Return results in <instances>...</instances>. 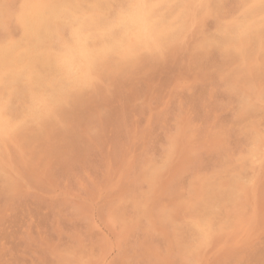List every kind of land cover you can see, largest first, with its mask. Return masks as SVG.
I'll return each instance as SVG.
<instances>
[{
  "label": "rangeland",
  "instance_id": "obj_1",
  "mask_svg": "<svg viewBox=\"0 0 264 264\" xmlns=\"http://www.w3.org/2000/svg\"><path fill=\"white\" fill-rule=\"evenodd\" d=\"M1 1L3 4L0 3V43L18 36L19 27L15 20V12L19 10L23 0ZM195 1L190 0L189 4H184L186 12L184 11L183 15L182 30L184 32L180 33L181 37L177 34L178 37L174 36L176 38L173 37L162 44L158 52H145L146 54L140 52L136 58L138 61L134 59L126 65H108V70L105 67L104 70L94 75L90 83L92 85L84 87V92L83 89L78 92L76 90L68 100L55 104L57 106L53 105L49 112L39 114L41 119L22 122L20 126L18 125L19 127L8 131L7 135L0 140V170L2 171H0V264H264V87H262L264 86L262 64L264 63L262 58L264 57V52H262L264 50L262 49L264 48L262 44L264 42V2L254 0ZM197 4L198 6L200 4L201 9L203 7V12L199 7L197 8ZM192 5L195 7L193 8ZM206 5L207 8L204 9ZM6 12L13 17L7 16ZM197 12H200V15ZM217 12L220 16L216 14ZM233 19L244 26L245 36L244 39L241 37L237 39L238 42L236 38L231 39V44V41L230 43L223 41L222 28L226 24L233 23ZM258 20L262 21L259 23ZM214 22L217 24H213ZM189 28L190 31L187 30ZM12 32L15 34H10ZM207 40H210V43ZM168 47L172 51H169ZM256 48L259 49L256 51ZM256 52H259L258 55ZM250 55H256L259 59ZM140 56H143V59ZM155 58L157 63L154 61ZM134 61L136 63L133 65ZM143 65H145L144 68ZM233 65L238 66L237 69ZM251 65L254 67L252 68ZM232 67L236 70H232ZM194 72L198 78L193 74ZM227 82L231 83L230 86H227ZM247 83L249 86L246 85ZM120 86L123 87L120 88ZM92 91L96 96L91 93ZM78 93L80 94L77 96ZM96 99L97 102H95ZM72 100L73 103L70 104ZM12 105H15L14 108L16 105L19 106V103L13 102ZM64 106H67L66 109ZM69 106L72 107L70 109L73 113L68 109ZM58 114L61 118L66 114V118L61 119ZM43 117H46L47 121ZM74 117L78 120H74ZM19 130L21 133L18 132ZM237 130L243 131L240 133ZM220 140L223 142L221 147ZM253 152L257 154V157ZM9 162L14 165H10ZM228 170L231 174L224 173H229ZM4 173H7V176ZM152 173L157 175L153 176ZM144 176L145 178L148 176L149 179L146 178V181ZM219 176L221 178H218ZM200 179L203 180L200 181ZM197 180L202 182V185ZM190 181L192 182L189 183ZM238 185L246 187L242 188ZM238 187L241 190H236ZM140 191L143 193H139ZM187 191L190 192L187 193ZM139 194L141 196L146 194L145 198ZM139 201L141 202L138 203ZM206 201H210L213 207L206 204ZM184 204L187 205L186 209H184L186 207ZM139 207L143 210L141 211ZM147 207L149 208L146 209ZM159 207H161V212L157 210ZM186 211L187 214H185ZM207 211L210 212L211 217L210 229L207 230V236L202 237L197 231H192L190 225L196 218L195 216ZM173 214L176 218L174 216L171 218L170 215ZM119 215L121 218L124 215V219H121ZM109 217L110 219L113 217L112 221L108 219ZM235 217L237 220L234 219ZM168 219L176 220V223L173 221L172 225ZM124 223L128 224V226L125 225L127 228L123 227ZM223 231L226 232L223 233ZM175 234H179L177 238ZM179 236L180 239H178ZM210 240H214L215 244ZM226 240L231 242H226ZM181 250L187 256L183 255ZM253 252L254 255H252Z\"/></svg>",
  "mask_w": 264,
  "mask_h": 264
},
{
  "label": "bare ground",
  "instance_id": "obj_2",
  "mask_svg": "<svg viewBox=\"0 0 264 264\" xmlns=\"http://www.w3.org/2000/svg\"><path fill=\"white\" fill-rule=\"evenodd\" d=\"M4 1V0H3ZM15 1V0H13ZM195 1V0H194ZM201 1V0H199ZM208 1V0H207ZM213 1V0H212ZM215 1V0H214ZM223 1V0H222ZM221 1V3H222ZM241 1V0H240ZM243 1V0H242ZM255 2H261L263 3L264 0H254ZM196 2V1H195ZM194 2V3H195ZM198 2V1H197ZM203 2V1H202ZM201 2V3H202ZM206 2V1H204ZM217 2V1H215ZM214 2V3H215ZM220 2V1H219ZM226 2V1H225ZM233 2V1H232ZM2 3V1L0 2ZM12 3V2H11ZM189 4L190 0H23V2L19 5L20 8L19 10L17 8L18 11L15 12L16 13V23H18L19 27V33L18 36L16 34V38L12 37V38H8L6 41L3 40V42L1 41L0 43V140L3 138V136L7 135L8 131L14 130L19 124L21 125L22 122H25L30 119H32L34 121H36V119L40 118L39 114H44L43 112H49L50 109L53 107V105L64 102L66 100H68L70 98V96L73 94V92H75L77 90L83 89L84 87L88 86L89 84L93 81L94 75L96 73H99V71L104 70V68L106 67V70H108L107 66L108 65H126L127 63L133 61L134 59L137 58L138 54L140 52H144V54H146L145 52H154L157 51L158 49L161 48L162 44H165L167 41H169L171 38H173L174 36H176L177 34H179L178 36H180V33L183 31L182 27H183V21H184V11H185V5L184 4ZM192 3V2H191ZM207 3V2H206ZM3 4V3H2ZM1 4V5H2ZM9 4V3H8ZM203 4V3H202ZM201 4V5H202ZM208 4V3H207ZM226 4V3H225ZM239 4V2H238ZM248 4V2H247ZM13 5V3H12ZM15 5V4H14ZM194 5V4H193ZM192 5V6H193ZM205 5V4H203ZM209 5V4H208ZM212 5V4H211ZM210 5V6H211ZM219 5V4H218ZM235 5V4H232ZM237 5V4H236ZM8 6V5H6ZM200 6V4H199ZM197 4V8L199 7ZM209 6V8H211ZM213 6V5H212ZM216 7H218L217 5H215ZM213 6V7H215ZM227 6V4H226ZM225 6V7H226ZM230 6V5H229ZM247 6V5H244ZM13 7V6H12ZM190 7V6H189ZM195 6H193L194 8ZM212 7V8H213ZM222 7V6H220ZM228 7V6H227ZM237 7V6H236ZM3 8V7H2ZM8 8V7H7ZM10 8V7H9ZM196 8V9H197ZM207 8L204 7V9ZM211 8V9H212ZM219 8V7H218ZM217 8V10H218ZM224 8V7H223ZM230 8V7H229ZM245 8V7H244ZM12 9V8H11ZM187 9V8H186ZM199 9H201L199 7ZM203 9V7H202ZM201 9V12H203ZM225 9V8H224ZM1 10V9H0ZM3 10V9H2ZM14 10V8H13ZM191 10L193 11L192 7ZM214 10V8H213ZM216 10V9H215ZM6 11V10H4ZM3 11V12H4ZM8 11V10H7ZM188 11V10H187ZM198 11V10H197ZM200 11V10H199ZM209 12H211L210 10H208ZM233 11V10H232ZM186 12V11H185ZM215 11H213L214 13ZM234 12V11H233ZM264 12V11H263ZM5 13V12H4ZM3 13V14H4ZM9 13V12H8ZM11 13V12H10ZM192 13V12H191ZM198 14L200 12H197ZM196 13V14H197ZM212 13V12H211ZM225 13V12H224ZM237 13V12H235ZM240 13V12H238ZM243 13V12H242ZM2 14V13H1ZM7 14V12H6ZM5 14V15H6ZM194 14V12H193ZM195 14V15H196ZM217 15L218 12L216 13ZM215 14V16H216ZM227 14V13H226ZM255 14V13H254ZM261 14V13H260ZM15 15V14H14ZM200 15V14H199ZM198 15V16H199ZM211 15V14H210ZM233 15V14H231ZM230 15V16H231ZM235 15V14H234ZM233 15V16H234ZM245 15V14H244ZM3 16V15H2ZM7 16H10L9 14H7ZM213 16V14H212ZM220 16V15H219ZM228 16V15H227ZM237 16V15H236ZM257 16V15H255ZM13 17V16H10ZM191 17V16H190ZM224 17V16H223ZM240 17V16H239ZM238 17V18H239ZM246 17V16H245ZM197 18V17H196ZM205 18V17H204ZM213 18V17H212ZM215 18V17H214ZM258 18V17H257ZM13 19V18H12ZM210 19V18H209ZM237 19V18H236ZM251 19V18H250ZM208 20V19H206ZM234 22L231 24H226L224 25L222 28V35H223V41H231V39L234 40V38H236V40L241 37L242 39H244L245 36V31H244V26H241V22L235 21V19H233ZM238 20V19H237ZM249 20V19H247ZM196 21V20H195ZM194 21V22H195ZM215 21V20H214ZM262 21V20H261ZM260 21V22H261ZM9 22V21H8ZM193 22V21H192ZM217 22V19H216ZM216 22H214L213 24H215ZM248 22V21H247ZM259 22V20H258ZM259 22V23H260ZM207 23V22H206ZM217 24V23H216ZM219 24V23H218ZM249 24V23H248ZM251 24V23H250ZM14 25V24H13ZM9 26V25H7ZM15 26V27H16ZM191 26V24H190ZM208 26V25H207ZM216 26V25H215ZM220 26V25H217ZM256 26V25H255ZM193 27V26H192ZM200 27V26H199ZM209 27V26H208ZM246 27V26H245ZM258 27V25H257ZM256 27V28H257ZM13 28V27H11ZM191 28V27H190ZM190 28L187 29L190 31ZM18 29V28H17ZM185 29V28H184ZM204 29V27H203ZM210 29V28H209ZM11 30V29H10ZM13 30V29H12ZM192 30V29H191ZM3 31V30H2ZM15 31V30H14ZM13 31V32H14ZM18 31V30H17ZM16 31V32H17ZM221 31V30H219ZM10 33V34H13ZM184 32V31H183ZM200 32V31H199ZM255 32V31H254ZM9 33V32H8ZM250 33V32H248ZM253 33V32H252ZM1 34V33H0ZM4 34V33H3ZM15 34V33H14ZM13 34V35H14ZM200 34V33H199ZM197 35V34H196ZM214 35V34H213ZM1 36V35H0ZM8 36V34H7ZM176 36V37H178ZM187 36V35H186ZM191 36V35H190ZM174 37V38H176ZM181 37V36H180ZM210 37V36H209ZM192 38V37H191ZM212 38V37H211ZM2 39V38H1ZM4 39V38H3ZM190 39V38H189ZM201 39V38H200ZM198 39V40H200ZM206 39V38H205ZM237 40V42H238ZM181 41V40H180ZM189 41V40H188ZM187 41V42H188ZM208 41V40H207ZM210 41V40H209ZM208 41V43H210ZM243 42V41H242ZM170 43V42H169ZM178 43V42H177ZM180 43V42H179ZM227 43V42H226ZM236 43V42H234ZM241 43V42H240ZM247 43V42H244ZM243 43V44H244ZM171 44V43H170ZM191 44V43H190ZM225 44V43H223ZM221 44V46L223 45ZM232 44V41H231ZM239 44V43H238ZM242 44V45H243ZM248 44V43H247ZM258 44V43H257ZM262 44H264V42H262ZM184 45V44H183ZM209 45V44H208ZM226 45V44H225ZM246 45V44H245ZM168 46V45H166ZM165 46V47H166ZM176 46V45H175ZM227 46V45H226ZM233 46V45H232ZM238 46V45H236ZM263 46V45H262ZM171 47V46H169ZM168 47V49H169ZM173 47V46H172ZM199 47V46H198ZM209 47V46H208ZM231 47V46H229ZM228 47V49H230ZM264 47V46H263ZM227 47H225L226 49ZM236 48V47H234ZM167 49V48H166ZM180 49V48H179ZM178 49V50H179ZM187 49V48H186ZM227 49V50H228ZM241 49V48H240ZM259 48H256V51ZM261 49V48H260ZM264 49V48H262ZM163 50V49H162ZM185 50V49H184ZM190 50V49H189ZM194 50V49H193ZM199 50V49H198ZM218 50V49H217ZM159 51V50H158ZM157 51V52H158ZM169 51H172L169 49ZM168 51V52H169ZM237 51V50H236ZM239 51V50H238ZM237 51V52H238ZM244 51V49L242 50ZM259 51V50H258ZM262 51V50H260ZM178 52V51H176ZM207 52V51H206ZM213 52V51H212ZM220 52V51H219ZM230 52V51H229ZM240 52V51H239ZM264 52V50L262 51ZM184 53V51L182 52ZM235 53V52H234ZM257 53V52H256ZM255 53V54H256ZM259 53V52H258ZM257 53V55H258ZM178 54V53H177ZM261 54V53H260ZM143 55V54H142ZM158 55V54H157ZM169 55H171L169 53ZM175 55V53H174ZM184 55V54H183ZM221 55V54H220ZM241 55V54H240ZM254 55V54H253ZM146 56V55H145ZM148 56V55H147ZM151 56V55H150ZM153 56V55H152ZM159 56V55H158ZM166 56V54H165ZM168 56V54H167ZM177 56V55H176ZM190 55H188L189 57ZM237 56V55H236ZM243 56V55H242ZM251 56V55H250ZM256 56V55H255ZM255 56H251V57H255ZM262 56V55H261ZM260 56V58H261ZM141 57V56H140ZM143 57V56H142ZM141 57V59H143ZM149 57V56H148ZM156 57V56H154ZM170 57V56H169ZM198 57V55H197ZM223 57V55H222ZM249 57V56H248ZM247 57V58H248ZM257 57V56H256ZM150 58V57H149ZM174 58V57H173ZM239 58V57H238ZM258 58V57H257ZM264 60V57H262ZM232 59V58H231ZM259 59V58H258ZM137 60V59H136ZM156 60V58L154 59V61ZM215 60V59H214ZM250 60V59H249ZM257 60V59H256ZM138 61V60H137ZM142 61V60H141ZM159 61V60H158ZM161 61V60H160ZM242 61V60H241ZM253 61V60H252ZM260 61V60H259ZM262 61V60H261ZM143 62V61H142ZM147 62V61H146ZM150 62V61H149ZM156 62V61H155ZM200 62V61H199ZM212 62V60H211ZM258 62V60L256 61ZM255 62V63H256ZM133 63V62H132ZM136 62L134 61L133 65ZM144 63V62H143ZM152 63V62H151ZM157 63V62H156ZM201 63V62H200ZM140 64V63H139ZM138 64V65H139ZM145 64V63H144ZM190 64V63H189ZM242 64V62L240 63ZM244 64V63H243ZM250 64V63H249ZM252 64V63H251ZM257 64V63H256ZM263 67H264V63ZM197 65V64H196ZM225 65V64H224ZM253 65V64H252ZM251 65V66H252ZM258 65V64H257ZM130 66V65H129ZM140 66H142L140 64ZM139 66V67H140ZM145 65H143L144 68ZM152 66V65H150ZM234 66V65H233ZM242 65H240L241 67ZM259 66V65H258ZM122 67V66H121ZM136 67V66H135ZM138 67V66H137ZM136 67V68H137ZM225 67V66H224ZM229 67V66H228ZM227 67V69H228ZM235 68L238 66H234ZM246 67V65H245ZM254 66H252L253 68ZM256 67V66H255ZM130 68V67H129ZM135 68V69H136ZM151 68V67H150ZM149 68V69H150ZM196 68V67H195ZM199 68V67H198ZM201 68V67H200ZM232 67V70L235 69ZM119 69V68H118ZM121 69V68H120ZM128 69V68H127ZM211 69V68H210ZM213 69V68H212ZM230 69V68H229ZM237 69V68H236ZM235 69V70H236ZM240 69V68H239ZM244 69V68H243ZM255 69V68H254ZM262 69V68H261ZM113 70V69H112ZM115 70V69H114ZM131 70V69H129ZM133 70V69H132ZM138 70V69H137ZM146 70V68H145ZM195 70V69H194ZM234 70V71H235ZM245 70V69H244ZM246 70L248 71L247 67ZM257 70V69H256ZM109 71H111L109 69ZM118 71V70H117ZM127 71V70H125ZM124 71V72H125ZM139 71V70H138ZM144 71V69L142 70ZM197 71V70H196ZM201 71V70H200ZM204 70H202L203 72ZM222 71V70H221ZM238 71V70H237ZM263 71V70H262ZM131 72V71H130ZM133 72V71H132ZM140 72V71H139ZM198 72V71H197ZM239 72V71H238ZM249 72V71H248ZM258 72V71H257ZM104 73V72H103ZM112 73V72H111ZM114 73V72H113ZM116 73V72H115ZM114 73V74H115ZM226 73V72H225ZM230 73V72H229ZM245 73V72H244ZM260 73V72H259ZM107 74V73H106ZM117 74V73H116ZM115 74V75H116ZM122 74V73H121ZM120 74V75H121ZM138 74V73H137ZM135 74V76L137 75ZM180 74V73H179ZM194 75L195 72L193 73ZM222 74V73H221ZM239 74V73H238ZM243 74V73H242ZM256 74V72H255ZM101 75V73H100ZM105 75V74H104ZM117 75V76H120ZM182 75V74H181ZM204 75V74H203ZM209 75V74H208ZM259 77V74H257ZM261 75V74H260ZM263 75V74H262ZM116 76V77H117ZM122 76V75H121ZM218 76V75H217ZM226 76V74H225ZM242 76V75H240ZM103 77V76H102ZM105 77V76H104ZM109 77V76H107ZM113 77V75H112ZM133 77V76H132ZM232 77V75H231ZM234 77V74H233ZM243 77V76H242ZM241 77V79H242ZM256 77V75H255ZM254 77V78H255ZM264 77V76H263ZM125 78V77H124ZM193 78V77H192ZM198 78V75H197ZM201 78V77H200ZM215 78V77H214ZM105 79V78H104ZM116 79V78H115ZM119 79V78H118ZM126 79V78H125ZM194 79V78H193ZM202 79V78H201ZM217 79V78H216ZM221 79V78H220ZM240 79V80H241ZM244 79V78H243ZM123 80V79H122ZM127 80V79H126ZM223 80V78H222ZM239 80V79H238ZM239 80V81H240ZM263 80V78H262ZM95 81V80H94ZM125 81V80H123ZM122 81V82H123ZM202 81V80H201ZM215 81V79L213 80ZM243 81V80H242ZM241 81V82H242ZM115 82H117L115 80ZM135 82V81H134ZM197 82V81H195ZM233 82V81H232ZM251 82V81H250ZM258 82V81H257ZM95 83V82H94ZM114 83V82H113ZM130 83V82H129ZM199 83V82H198ZM239 83V82H236ZM246 83V82H245ZM263 83V82H262ZM98 84V82H97ZM117 84V83H116ZM210 84V83H209ZM228 84V82H227ZM231 84V83H230ZM230 84H228L227 86H230ZM235 84V83H233ZM241 84V83H239ZM92 85V84H90ZM99 85V84H98ZM101 85V84H100ZM105 85V84H104ZM108 85H110L108 83ZM121 85V84H119ZM204 85V83L202 84ZM201 85V86H202ZM214 85V84H213ZM244 85V84H243ZM248 85V83L246 84ZM96 86V85H95ZM117 86V85H115ZM206 86V85H205ZM249 86V85H248ZM97 87V86H96ZM99 87V86H98ZM105 87V86H104ZM112 87V86H111ZM123 86H120V88ZM203 87V86H202ZM217 87V86H216ZM246 87V86H245ZM256 87V85L254 86ZM258 87V86H257ZM264 87V86H262ZM261 87V88H262ZM207 88V87H206ZM218 88V87H217ZM224 88V87H223ZM228 90L229 87H227ZM236 88V87H235ZM249 88V87H246ZM86 89V88H85ZM238 89V88H237ZM236 89V90H237ZM91 90V89H90ZM99 90V89H98ZM219 90V88H218ZM226 90V89H225ZM244 90V88H243ZM251 90V89H250ZM85 90L83 89V92ZM97 91V89H96ZM220 91V90H219ZM224 91V89H223ZM247 91V90H246ZM261 91V89H260ZM241 92V91H239ZM256 92V91H255ZM93 93V91L91 92ZM105 93V92H102ZM109 93V90H108ZM80 93L77 94V96ZM85 94V93H84ZM94 94V93H93ZM92 94V95H93ZM107 94V93H106ZM239 94V93H238ZM248 94V93H246ZM100 95V94H98ZM253 95V94H252ZM81 96V95H80ZM88 96V95H87ZM94 96H96L94 94ZM101 96V95H100ZM90 97L91 94H90ZM89 97V98H90ZM99 97V96H98ZM245 97V96H244ZM249 97V95H248ZM254 97V96H253ZM257 97V95H256ZM94 98V97H93ZM92 98V99H93ZM102 98V97H101ZM231 98V97H230ZM246 98V97H245ZM73 99V98H72ZM79 99V97H78ZM76 99V100H78ZM95 99V98H94ZM250 99V98H249ZM258 99V98H257ZM247 100V99H246ZM253 100V99H252ZM251 100V101H252ZM91 101V99H90ZM13 102H17L19 103V106L16 105V109L13 108L12 105ZM78 102V101H76ZM93 102V101H92ZM91 102V103H92ZM97 102V99L96 101ZM249 102V100H248ZM255 102V101H254ZM67 103V102H66ZM73 103L70 102V104ZM83 103V102H82ZM81 103V104H82ZM232 103V102H231ZM16 104V103H15ZM80 104V105H81ZM95 104V103H94ZM246 104V103H245ZM250 104V102H249ZM66 105V104H65ZM73 105V104H72ZM90 105V104H89ZM88 105V106H89ZM248 105V104H247ZM57 106V105H55ZM74 106V105H73ZM87 106V105H86ZM91 106V105H90ZM246 106V105H245ZM251 106V105H250ZM254 106V105H253ZM65 107V106H64ZM63 107V108H64ZM67 107V106H66ZM65 107V109H66ZM94 107V106H93ZM91 107V108H93ZM262 107V106H261ZM60 108V107H59ZM69 106V110H71ZM74 108H76L74 106ZM79 108V105H78ZM96 108V107H95ZM58 109V108H57ZM67 109V111H69ZM53 110V109H52ZM54 111V110H53ZM62 111V110H61ZM66 111V112H67ZM78 111V110H77ZM87 111V110H86ZM97 111V110H96ZM241 111V110H240ZM56 112V111H55ZM58 112V110H57ZM71 112L73 113V111L71 110ZM88 112V111H87ZM252 112V111H251ZM51 113V112H50ZM62 113V112H61ZM63 113H65V111H63ZM78 113V112H77ZM91 113V111L89 112V114ZM95 113V112H94ZM99 113V112H98ZM97 113V114H98ZM237 113V112H236ZM239 113V112H238ZM237 113V114H238ZM243 113V112H242ZM54 114V113H53ZM57 114V113H56ZM59 114H60V110H59ZM58 114V115H59ZM93 114V113H92ZM91 114V115H92ZM47 115V114H46ZM64 115V114H63ZM62 115V116H63ZM79 115V114H78ZM83 115V113H82ZM44 116V115H42ZM61 115H59L60 117ZM69 116V114H68ZM76 116V115H75ZM50 118V116H48ZM64 117V116H63ZM62 117V118H63ZM83 117V116H82ZM44 118V117H43ZM42 118V119H43ZM46 118V117H45ZM44 118L45 121H47ZM53 118V116H52ZM61 118V117H60ZM61 118V119H62ZM66 118V114L65 117ZM72 118V117H71ZM70 118V119H71ZM75 118V117H74ZM78 118V117H77ZM87 118V117H86ZM41 119V118H40ZM48 119V118H47ZM60 119V120H61ZM81 119V118H80ZM88 119V118H87ZM49 120V119H48ZM55 120V119H52ZM73 120V119H71ZM76 120V118L74 119ZM78 120V119H77ZM76 120V121H77ZM258 120V119H257ZM81 121V120H80ZM90 121V120H89ZM40 122V120H39ZM70 122V121H69ZM68 122V123H69ZM75 122V121H74ZM79 122V121H78ZM76 122V124L78 123ZM32 123V122H31ZM49 126H50V122ZM53 123V122H52ZM67 123V124H68ZM244 123V122H243ZM39 124V123H38ZM42 125V123H40ZM46 124V123H45ZM56 124V123H55ZM71 124V122H70ZM75 124V123H74ZM83 124V123H82ZM19 125V126H20ZM30 125V124H29ZM32 125V124H31ZM40 125V126H41ZM63 125V124H62ZM79 125V123H78ZM86 126H88L87 124H85ZM239 125V124H238ZM18 126V127H19ZM35 126V125H34ZM33 126V127H34ZM61 126V125H60ZM75 126V125H73ZM241 126V124H240ZM239 126V128H240ZM250 126V125H249ZM22 127V126H21ZM42 127V126H41ZM47 127V124H46ZM62 127V126H61ZM67 127V126H66ZM256 127V126H255ZM262 127V126H261ZM23 128V127H22ZM30 128V127H29ZM50 128L52 129V127L50 126ZM54 128V126H53ZM56 128H58L56 126ZM60 128V127H59ZM64 128V127H63ZM243 128V127H242ZM33 129H38V128H33ZM45 129V128H44ZM47 129V128H46ZM50 129V130H51ZM66 129V128H65ZM71 129V128H70ZM30 130V129H29ZM43 130V129H42ZM57 130V129H56ZM246 130V129H244ZM25 131V130H23ZM22 131V132H23ZM37 131V130H36ZM40 131V130H38ZM54 131V130H53ZM52 131V133H53ZM65 131V130H64ZM69 131V130H68ZM239 131V130H237ZM243 131V130H242ZM241 130L239 131L240 133L242 132ZM260 131V130H259ZM258 131V132H259ZM262 131V130H261ZM20 132V130L18 131ZM28 132V131H27ZM49 132V131H48ZM61 132V131H60ZM70 132V131H69ZM219 132V131H218ZM15 133V132H13ZM21 133V132H20ZM29 133V132H28ZM31 133V132H30ZM43 133V132H42ZM50 133V132H49ZM56 133V132H54ZM66 133V132H64ZM63 133V135H64ZM71 133V132H70ZM261 133V132H260ZM38 134V133H37ZM41 134V133H40ZM58 134V133H57ZM62 134V133H61ZM60 134V135H61ZM217 134V133H216ZM264 134V133H263ZM18 135V134H16ZM35 135V134H33ZM218 135V134H217ZM250 135L252 136V134L250 133ZM261 135V134H260ZM11 136V135H10ZM39 136V134H38ZM37 136V137H38ZM51 136V134H50ZM55 136H57L55 134ZM223 136V135H222ZM249 136V135H247ZM12 137V136H11ZM19 137V136H18ZM42 137H44V135L42 134ZM58 137V136H57ZM65 137V136H64ZM63 137V138H64ZM176 137V136H175ZM215 137V136H214ZM8 138V137H7ZM14 138V137H13ZM21 138V137H20ZM61 138V137H60ZM218 138V137H217ZM254 138V137H252ZM264 138V137H263ZM56 139V138H55ZM177 139V138H176ZM216 139V138H215ZM27 140V139H26ZM29 140H31L29 138ZM172 140V139H171ZM213 140V139H212ZM248 140V139H247ZM250 140V139H249ZM256 140V139H255ZM254 140V141H255ZM259 140V139H257ZM16 141V140H15ZM19 141V140H18ZM43 141V140H42ZM174 141V140H173ZM262 141V140H261ZM179 142V141H178ZM225 142V141H224ZM253 142V139H252ZM251 142V143H252ZM263 142V141H262ZM30 143V142H29ZM177 143V142H175ZM221 143L222 140H220V147H221ZM250 143V144H251ZM264 143V142H263ZM1 144V143H0ZM27 144V143H26ZM31 144V143H30ZM45 144V143H44ZM48 145V144H47ZM171 145V144H170ZM249 145V144H248ZM252 145V144H251ZM254 145V144H253ZM264 145V144H263ZM1 146V145H0ZM10 146V145H9ZM18 146H20L18 144ZM174 146V145H173ZM178 146V145H176ZM225 146V145H224ZM258 146V145H257ZM3 147V146H2ZM172 147V146H171ZM170 147V148H171ZM255 147V146H254ZM260 147V146H259ZM43 148V147H41ZM53 148V147H52ZM175 148V147H174ZM248 148V147H247ZM261 148V147H260ZM5 149V148H4ZM177 149V147H176ZM257 149V148H256ZM1 150V149H0ZM36 150V149H35ZM34 150V151H35ZM40 150V149H39ZM49 150V149H47ZM169 150V149H167ZM262 150V148H261ZM260 150V151H261ZM37 151V150H36ZM43 151V150H41ZM244 151V150H243ZM250 151V150H248ZM254 151V150H253ZM1 152V151H0ZM10 152V151H9ZM168 152V151H167ZM172 152V151H171ZM174 152H176V150H174ZM242 152V151H241ZM4 153V151H3ZM49 153V152H48ZM228 153V152H227ZM231 153V152H230ZM229 153V154H230ZM240 153V152H239ZM252 153V152H251ZM255 154V152H253ZM262 154V152H260ZM6 154V153H5ZM44 154V153H43ZM238 154V153H237ZM260 154V155H261ZM2 156L4 154H1ZM11 155V154H10ZM46 155V154H45ZM172 155V154H171ZM236 155V154H235ZM244 155V154H243ZM250 155V154H248ZM257 157V154H255ZM6 156V155H5ZM169 156V154H168ZM186 156V154H185ZM224 156V155H223ZM234 156V155H233ZM259 156V155H258ZM35 157V156H34ZM172 157V156H171ZM231 157V156H230ZM262 157V156H261ZM7 158V157H6ZM16 158V157H15ZM26 158V157H25ZM221 158V157H220ZM232 158V157H231ZM235 158V157H234ZM252 159V157H249ZM5 159V158H4ZM17 159V158H16ZM35 159V158H34ZM254 159V158H253ZM261 159V158H260ZM13 160V159H12ZM29 160V159H28ZM148 160V159H146ZM151 160V159H150ZM163 160V159H162ZM237 160V159H236ZM241 160V159H240ZM239 160V161H240ZM256 160V159H255ZM18 161V160H17ZM22 161V160H20ZM149 161V160H148ZM233 161V160H232ZM257 161L259 162V160L257 159ZM14 162V161H13ZM46 162V159H45ZM146 162V161H145ZM236 162V161H234ZM250 162V160H249ZM254 162V161H251ZM257 162V163H258ZM261 162V161H260ZM10 165L13 164L11 162H9ZM27 163V161H26ZM144 163V162H143ZM142 163V164H143ZM152 163V162H150ZM245 163V162H244ZM256 163V165H257ZM18 164V163H17ZM148 164V163H147ZM146 164V165H147ZM223 164V163H222ZM246 164V163H245ZM14 165V164H13ZM19 165V164H18ZM149 165V164H148ZM231 165V164H230ZM253 165V164H251ZM261 165V164H260ZM27 166V165H26ZM153 166V165H152ZM240 166V165H239ZM1 167V166H0ZM11 167V166H9ZM20 167V166H19ZM22 167V165H21ZM160 167V166H159ZM237 167V166H236ZM251 168H253V166H250ZM258 167V165H257ZM15 168V167H13ZM24 168V167H23ZM27 168V167H25ZM35 168V167H33ZM143 170H145V167L142 166ZM148 168V167H146ZM158 168V166L156 167ZM155 168V171H156ZM234 168V166H233ZM12 169V167H11ZM19 169V168H18ZM21 169V168H20ZM141 169V168H140ZM139 169V170H140ZM162 169V168H159ZM241 169V168H240ZM255 169V168H254ZM260 169V166H259ZM3 170V168H2ZM23 170V169H22ZM30 170V169H29ZM220 170V169H219ZM231 170V169H230ZM237 170V169H236ZM1 171V170H0ZM7 171V170H4ZM16 172V170H13ZM12 171V172H13ZM20 171V170H18ZM25 171V170H24ZM27 171V170H26ZM25 171V172H26ZM150 171V170H149ZM214 171V170H212ZM216 171V170H215ZM225 171H227L225 169ZM229 171V170H228ZM238 171V170H237ZM252 171V170H251ZM263 171V170H262ZM262 171L260 172L262 174ZM2 172V171H1ZM44 172V171H43ZM146 172V171H145ZM151 172V171H150ZM149 172V173H150ZM233 172V171H232ZM253 172V171H252ZM251 172V173H252ZM10 173V172H9ZM14 173V172H13ZM20 173V172H19ZM143 173V171H142ZM155 173V172H154ZM160 173V171H159ZM209 173V172H208ZM219 173V172H218ZM222 173V172H221ZM226 174H231V172L229 171V173L224 172ZM254 173V172H253ZM5 174V173H4ZM4 174L2 175L4 177ZM11 174V173H10ZM30 174V173H28ZM153 174V173H152ZM150 174V175H152ZM203 174V173H202ZM245 174V173H244ZM249 174V173H248ZM258 174V173H257ZM260 174V175H261ZM7 176V173L5 174ZM26 175V174H25ZM24 175V176H25ZM142 175V174H141ZM144 175V174H143ZM142 175V176H143ZM157 175V174H155ZM153 174V176H155ZM199 175V173H198ZM1 176V175H0ZM5 176V177H6ZM195 176V174H194ZM209 176V175H208ZM224 176L226 177V175L224 174ZM222 176V177H224ZM257 176V175H256ZM262 176V175H261ZM10 177V176H9ZM27 178V175L25 176ZM39 177V176H38ZM42 177V176H41ZM200 177V176H199ZM204 177V174H203ZM228 177V176H227ZM230 177V176H229ZM253 177V176H252ZM258 177V176H257ZM11 178V177H10ZM143 178V177H142ZM141 178V179H142ZM145 178V176H144ZM146 178L149 179V177L147 176ZM145 178V179H146ZM218 178H221L220 176ZM232 178V177H231ZM246 178V177H245ZM261 178V177H259ZM15 179V178H14ZM17 179V178H16ZM48 179V178H47ZM140 179V178H139ZM193 179V178H192ZM237 179V178H234ZM4 180V178H3ZM10 180V179H9ZM152 180V179H151ZM155 180V178H154ZM199 180V179H198ZM197 180V182H198ZM203 179H200V181ZM206 180V179H205ZM218 180V179H217ZM220 180V179H219ZM223 180V179H222ZM232 180V179H231ZM241 180V179H240ZM249 180V179H248ZM1 181V180H0ZM13 181V180H12ZM16 181V180H15ZM145 181V180H144ZM147 181V179H146ZM149 181V180H148ZM194 181V180H193ZM199 181V182H200ZM229 181V180H228ZM227 181V182H228ZM250 181V180H249ZM248 181V182H249ZM264 181V180H263ZM261 179V182H263ZM7 182V181H6ZM11 182V181H10ZM192 181H190L189 183H191ZM198 182V183H199ZM205 182V181H204ZM203 182V183H204ZM210 182V181H209ZM226 182V183H227ZM233 182V181H231ZM236 182V180H235ZM240 182V181H239ZM237 182V184L239 183ZM243 182V181H242ZM252 182V179H251ZM253 182H255L253 180ZM13 183V182H12ZM148 183V182H146ZM202 182H200L201 184ZM225 184V182H223ZM241 183V182H240ZM245 183V182H244ZM258 183V182H257ZM2 184V183H1ZM6 184V183H5ZM20 184V183H18ZM149 184V183H148ZM205 184V183H204ZM219 184V183H218ZM236 184V183H235ZM260 184V183H259ZM23 185V184H22ZM152 185V182H151ZM150 185V186H151ZM191 185V184H190ZM197 185V184H196ZM202 185V184H201ZM208 185V184H207ZM226 185V184H225ZM223 185V186H225ZM228 185V184H227ZM251 185V184H250ZM239 186V185H238ZM9 187V185H8ZM190 187V186H189ZM203 187H205L203 185ZM202 187V188H203ZM214 187V186H213ZM237 187V185H236ZM239 187H242L241 185ZM236 188L240 189L241 188ZM246 186H243L242 188H244ZM249 187V186H248ZM256 187V186H255ZM3 188V186H2ZM6 188V187H5ZM13 188V186H12ZM179 188V187H178ZM188 188V187H187ZM201 188V187H200ZM209 188V185H208ZM212 188V187H211ZM261 188V187H260ZM1 189V188H0ZM7 189V188H6ZM186 189V188H185ZM246 189V188H245ZM250 190V188H248ZM5 190V189H4ZM180 191V189H178ZM197 190V189H196ZM211 190V189H210ZM255 190V189H254ZM261 190V189H260ZM3 190H1L2 192ZM191 191V190H190ZM190 191H187V193H189ZM194 191V190H192ZM248 191V190H247ZM12 192V191H11ZM213 192V190L211 191V193ZM237 192V191H236ZM245 192V191H244ZM250 192V191H249ZM253 192V191H252ZM251 192V193H252ZM3 193V192H2ZM6 193V192H5ZM139 193H143V192H139ZM183 193V191H182ZM186 193V194H187ZM197 193V192H196ZM202 193V192H201ZM199 193V194H201ZM220 193V192H219ZM250 193V194H251ZM181 194V193H180ZM217 194V193H216ZM140 195V194H139ZM146 195V194H145ZM141 196L143 198H145L144 196ZM192 195V194H191ZM215 195V193H214ZM247 195V194H246ZM245 195V197H246ZM8 196V194H7ZM181 196V195H180ZM179 196V198H180ZM186 196V195H185ZM197 198V194L195 195ZM202 196V195H201ZM223 196V195H222ZM251 196V195H250ZM199 197V195H198ZM210 197V196H208ZM234 197V195H233ZM253 197H255L254 192H253ZM252 197V198H253ZM136 198V197H135ZM134 198V199H135ZM142 198V200H143ZM178 198V199H179ZM193 198V197H192ZM195 198V197H194ZM203 198V197H202ZM207 198V197H205ZM226 198V197H225ZM141 199V198H139ZM210 199V198H209ZM249 199V198H248ZM147 200V199H146ZM180 200V199H179ZM184 200V199H183ZM198 200V199H197ZM200 200V199H199ZM202 200V199H201ZM247 200V199H246ZM148 201V200H147ZM185 202H187L186 200H184ZM212 201V200H211ZM214 201V200H213ZM255 201V199H254ZM141 201H139L138 203H140ZM145 202V201H144ZM149 202V201H148ZM174 202V201H173ZM172 202V204H173ZM183 202V201H182ZM190 202V201H189ZM193 202V201H192ZM248 202V200H247ZM134 203H136L134 201ZM184 203V202H183ZM196 203V202H195ZM222 203V202H221ZM144 204V203H143ZM148 204V203H147ZM146 204V205H147ZM152 204V203H151ZM186 204V203H185ZM184 204V205H185ZM188 204V203H187ZM197 204V203H196ZM206 204L209 205H213L211 204L210 201H206ZM219 204V203H218ZM257 204V202H256ZM142 205V204H141ZM154 205V204H153ZM175 205V203L173 204ZM228 205V204H227ZM152 205H149V207H151ZM186 207L183 208L186 209L187 205H185ZM190 203H189V207H190ZM234 206V205H233ZM136 207V206H135ZM143 207V206H142ZM149 207H147L146 209H148ZM153 207V206H152ZM166 208L168 206H165ZM173 207V206H172ZM170 207V208H172ZM195 207V206H194ZM191 207V208H194ZM203 207V206H202ZM213 207V206H212ZM241 207V206H240ZM243 207V206H242ZM140 208V207H139ZM137 208V209H139ZM161 207H159L160 212L162 211L160 209ZM174 208V207H173ZM178 208V207H177ZM176 208V209H177ZM181 208V207H180ZM182 208V209H183ZM197 208V207H196ZM246 208V207H245ZM141 209V208H140ZM139 209V210H140ZM169 209V208H168ZM247 209V208H246ZM250 209V208H249ZM117 210V209H116ZM115 210V211H116ZM125 210V209H123ZM143 209H141L142 211ZM190 210V208H189ZM198 212V208L196 209ZM251 210V209H250ZM258 210V209H257ZM112 211V210H111ZM149 211V210H148ZM168 211V210H167ZM174 211V210H173ZM171 211V212H173ZM179 212V209L177 210ZM181 211V210H180ZM184 211V210H183ZM182 211V212H183ZM194 211V210H193ZM228 211V210H227ZM243 211V210H242ZM110 212V211H109ZM118 212V211H117ZM116 212V213H117ZM144 212V211H143ZM164 212V211H163ZM247 212V211H246ZM252 212V211H249ZM151 213V212H150ZM156 213V212H154ZM153 215H156L154 214ZM167 213V212H166ZM190 213V212H189ZM188 213V215H189ZM209 211L207 212H203L201 214H199L198 216H195L194 220L191 223V230L192 231H197L198 233H200V235L202 237H204L205 235L207 236V230L210 229V223H211V217L209 216ZM244 213V212H243ZM242 213V215H243ZM122 214V213H121ZM147 214V213H146ZM182 214V213H181ZM180 214V215H181ZM187 214V211L186 213ZM185 214H182L185 216ZM191 214V213H190ZM126 215V214H125ZM158 215V214H157ZM177 215V213H176ZM181 215V216H182ZM197 215V214H196ZM241 215V216H242ZM120 216V215H119ZM139 215H137L138 217ZM144 216V215H143ZM152 216V215H151ZM161 216V215H160ZM164 216V215H163ZM169 216V215H168ZM171 218L174 216L170 215ZM169 216V217H170ZM178 216V215H177ZM190 216V215H189ZM222 216V214H221ZM238 216V215H237ZM240 216V215H239ZM246 216V215H245ZM261 216V215H260ZM108 217V215H107ZM129 217V215L127 216ZM157 217V216H155ZM186 217V216H185ZM227 217V216H226ZM233 217V216H232ZM248 217V215H247ZM112 218L110 219V217L108 219H110V221H112ZM121 218V216H120ZM119 218V219H120ZM124 219V215L122 217ZM121 218V219H122ZM149 218V217H148ZM147 218V219H148ZM158 218V217H157ZM176 218V217H175ZM173 218V219H175ZM178 218V217H177ZM181 218V217H180ZM183 218V216H182ZM188 218V217H187ZM190 218V217H189ZM115 219V218H114ZM127 218H125L126 220ZM129 219V218H128ZM155 219V218H154ZM161 219V218H160ZM172 219V220H173ZM232 219V218H231ZM236 219V217L234 218ZM239 219V218H238ZM117 220V219H115ZM162 220V219H161ZM169 221H171L170 219H168ZM183 220V219H182ZM188 220V219H186ZM221 220V219H220ZM237 220V219H236ZM264 220V217H263ZM154 221V220H153ZM176 223V220H173ZM171 221V224L172 222ZM234 221V220H233ZM126 222V221H125ZM165 222V221H164ZM173 222V223H174ZM181 222V221H178ZM177 222V224H178ZM185 222V221H184ZM183 222V223H184ZM190 222V220H189ZM223 222V221H222ZM235 222V221H234ZM256 222V221H255ZM113 223V222H112ZM236 223V222H235ZM258 223V222H257ZM260 223V222H259ZM117 224V222H116ZM115 224V225H116ZM167 224V222H166ZM180 224V223H179ZM188 224V223H186ZM121 225V223H120ZM128 226V224L123 225L124 226ZM170 225V224H169ZM173 225V224H172ZM234 225V224H233ZM263 225V224H261ZM125 226V227H126ZM168 226V225H167ZM258 226V225H257ZM124 227V228H125ZM183 227V226H182ZM262 227V226H260ZM127 228V227H126ZM176 228V227H174ZM187 228V226H186ZM170 229V228H169ZM171 229L172 226H171ZM170 229V230H171ZM176 229H179L178 227ZM183 229V228H181ZM224 229V227L222 228ZM221 229V230H222ZM230 229V228H229ZM255 230L257 229L256 227L254 228ZM259 229V228H258ZM263 229V228H261ZM184 230V229H183ZM220 230V229H219ZM213 231V230H212ZM227 231V230H226ZM226 231H223V233H225ZM229 231V230H228ZM241 231V230H240ZM189 232V231H188ZM263 232V231H262ZM173 233V231H172ZM176 233V231H175ZM208 233H210L208 231ZM213 233V232H212ZM218 233V232H217ZM250 233V232H249ZM239 234V233H238ZM237 234V235H238ZM256 234V233H255ZM177 236H175L176 238L178 237L179 234H175ZM186 235V234H185ZM191 235V234H190ZM214 235V234H213ZM216 235V234H215ZM225 234H223L224 236ZM243 235V233H242ZM173 236V235H172ZM193 236V235H192ZM231 236V235H230ZM183 237V236H182ZM181 237V238H182ZM247 238V235L245 236ZM253 237V236H252ZM185 238V237H184ZM183 238V239H184ZM208 238V237H207ZM210 238V237H209ZM212 238V236H211ZM214 238V237H213ZM232 238V237H231ZM234 238V237H233ZM235 238L237 239V237L235 236ZM174 239V238H173ZM180 239V236L179 238ZM205 239V238H204ZM221 239V238H220ZM229 239V238H228ZM240 238H238L239 240ZM243 239V237L241 238ZM250 239V238H249ZM177 240V239H176ZM223 241V239H221ZM220 240V241H221ZM237 240V242H238ZM180 241V240H177ZM207 241H209L207 239ZM211 241V240H210ZM214 241V240H213ZM212 243L215 244V241ZM217 241V240H216ZM229 240H226V242ZM233 241V240H232ZM173 242V241H172ZM183 241H181L182 243ZM231 242V241H229ZM186 243V241L184 242ZM220 243V242H219ZM173 244V243H172ZM196 244V243H195ZM206 244V243H205ZM213 244V245H214ZM238 244V243H237ZM179 245V243H178ZM183 246V244H181ZM188 245V244H187ZM201 245V244H200ZM211 245V244H209ZM228 245V244H226ZM177 246V245H176ZM179 246V247H182ZM185 246V245H184ZM202 246V245H201ZM206 246V245H205ZM221 246V245H220ZM219 246V247H220ZM209 247V246H208ZM225 247V246H224ZM223 247V248H224ZM207 248V247H205ZM222 248V249H223ZM226 248V247H225ZM183 249V248H182ZM215 249V248H214ZM213 249V250H214ZM221 249V250H222ZM177 250V247H176ZM212 250V249H211ZM210 250V251H211ZM218 250V248H217ZM216 250V251H217ZM225 250V249H224ZM182 251V252H181ZM180 252L183 254V250H181ZM188 252V251H187ZM197 252V251H196ZM204 252V251H203ZM213 252V251H212ZM186 253V252H185ZM215 253V252H214ZM218 253V252H217ZM248 253V252H247ZM74 255V253H73ZM72 255V256H73ZM76 255V254H75ZM186 255V254H183ZM254 255V252L253 254ZM262 254H260L261 256ZM187 256V255H186ZM248 256V254H247ZM75 257V256H74ZM234 257V256H233ZM251 257V256H250ZM237 258V257H236ZM243 257H241L242 259ZM245 258V256H244ZM247 258V257H246ZM76 259V258H74ZM79 259V258H78ZM181 260V259H179ZM190 260V259H189ZM66 261V260H65ZM64 261V262H65ZM192 262V261H190ZM66 263V262H65ZM186 263V262H185ZM76 264V263H75ZM81 264V263H80ZM88 264V263H87ZM187 264V263H186ZM193 264V263H192ZM205 264V263H203Z\"/></svg>",
  "mask_w": 264,
  "mask_h": 264
}]
</instances>
